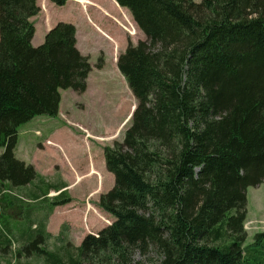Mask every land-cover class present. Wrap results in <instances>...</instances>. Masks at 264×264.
<instances>
[{"label": "trees", "instance_id": "1", "mask_svg": "<svg viewBox=\"0 0 264 264\" xmlns=\"http://www.w3.org/2000/svg\"><path fill=\"white\" fill-rule=\"evenodd\" d=\"M38 1L0 0V191L36 187L30 203L2 196L1 250L16 235L17 255L39 264H135L152 250L158 264H264V231L246 245L245 230L247 191L264 185V0H115L146 36L117 61L136 108L123 141L103 149L114 186L99 208L114 221L73 250L47 231L73 201L67 187L44 184L16 148L21 126L59 115L61 90L87 91L92 66L72 24L33 46Z\"/></svg>", "mask_w": 264, "mask_h": 264}, {"label": "rangeland", "instance_id": "2", "mask_svg": "<svg viewBox=\"0 0 264 264\" xmlns=\"http://www.w3.org/2000/svg\"><path fill=\"white\" fill-rule=\"evenodd\" d=\"M40 1L38 6L42 4ZM90 1L121 19V15L113 10L108 0ZM194 1L201 2V0ZM47 2L48 10L45 9L43 15L40 14V11L35 18L31 19L36 28L33 46L37 48L44 43L47 26L54 27L60 22L72 24L78 30L79 45L77 48L89 58L92 72L88 79V89L84 94H78L72 89L61 90L63 99L60 106L61 117L41 116L32 123L29 122L20 127L16 157L27 165L33 166L44 184H50L56 190L67 187L70 190L68 191L69 196L74 195L78 205H86L84 213L79 211L83 219L81 215L77 216L72 213L73 205L70 207L59 206L64 208L53 216L57 207L47 223L48 231L51 220L53 232V226H55V232H59L61 223H63L62 226L67 224V229H63L62 226L61 229L65 236L64 242L69 243L70 249L73 250L74 247L81 245L88 234H97L108 226L107 223L111 224L114 221L111 215L99 208L100 196L108 193L114 186V176L107 171L105 166L103 149L113 146L115 142L123 141L124 134L130 127V115L136 104L134 95L118 70L117 60L119 55L127 49L129 42L137 45L145 41L146 36L135 24L130 25L126 18H124L125 21L106 19L99 12L101 10L89 0H74L75 3L68 2L69 4L66 6L55 5L49 0ZM41 10L43 12V4ZM104 14L111 18L106 13ZM45 17L47 21H45ZM100 19L106 20L112 34L103 30L99 23ZM133 29H135V34L132 32L134 34L132 36L128 32ZM63 112L70 113L69 117L64 118ZM41 184L40 182L34 184L37 185L38 194L46 189ZM38 187L41 191L38 190ZM6 189L0 191V218L2 213L1 198L5 193L30 203V195L36 191V187L33 185L25 188ZM56 196V191H51L49 194L50 199ZM247 196L251 209L256 208L264 199V185L249 188ZM31 205L40 206L33 203ZM24 208L13 207L8 214L13 224L21 222L17 224L23 225V229L26 230L27 223H22L24 216H21V210ZM45 211L46 207L39 213L44 215ZM257 217L258 215L255 213L248 219ZM92 218L97 221L93 222ZM2 222L3 220L0 219V225ZM249 222L252 223V226L250 230L245 228L248 235L246 245L253 242L255 232L264 228L261 229L262 222L253 220H246L245 227ZM16 237V235L12 237L14 243L8 248L5 247V252L1 250L0 246V264H39V258L34 255L25 254L21 257L17 255V250L25 244H22L24 241L18 242ZM47 246L55 251L58 245L52 239L48 241ZM159 262L160 255L155 250H152L148 256H141L138 253L135 256V264H158Z\"/></svg>", "mask_w": 264, "mask_h": 264}, {"label": "crops", "instance_id": "3", "mask_svg": "<svg viewBox=\"0 0 264 264\" xmlns=\"http://www.w3.org/2000/svg\"><path fill=\"white\" fill-rule=\"evenodd\" d=\"M40 1V0H39ZM39 1H38V5H39ZM109 1V3H110V6L113 8V10L114 11H116L119 15H121V19H118V17H116V16H114L112 13H110V11H107V10H105V9H102V8H99V7H97L96 6V4L95 3H93L92 1H90L89 0V2L90 3H92L93 5H95V7L96 8H98V9H100L101 11H99L100 13H101V15L103 16V17H105L106 19H109V20H118V21H125V19L124 18H126V20H128L129 21V24L130 25H132V23L133 24H135V22H134V19H133V17H132V15H131V13L129 12V10L128 9H126V8H122V7H120L119 6V4L115 1V0H108ZM40 3H42L43 4V12H42V10H41V15H43V13H44V10L46 9V10H48V2H47V0L46 1H40ZM69 3H75L74 2V0H71V1H69ZM69 3H67V4H69ZM42 4H41V6H39L41 9H42ZM94 7V8H95ZM90 10V9H89ZM85 12H87V11H85ZM104 13H106V15H108V16H110L111 18H108V17H106L105 16V14ZM104 14V15H103ZM35 18V17H34ZM113 18V19H112ZM95 19H97V18H95ZM50 20V19H49ZM98 20V19H97ZM114 20V21H115ZM45 21H47V19H46V17H45ZM90 23V22H89ZM94 23H96V22H94ZM98 23V22H97ZM101 25H102V27H103V30L105 31V32H107V33H110V34H112V31L110 30V28L107 26V22H106V20H102V19H100V22H99ZM91 24V23H90ZM136 25V24H135ZM53 28V26L52 25H50V26H47V28H46V32L48 33L51 29ZM78 45H79V38H78V30H77V47H78ZM63 100V99H62ZM61 104H62V101H61ZM136 105V104H135ZM61 106V105H60ZM135 108V107H134ZM61 107H60V111H59V115H58V117H61ZM69 115H70V113H66V112H63V117L64 118H68L69 117ZM39 118V117H38ZM36 119H34L33 121H35ZM33 121H31L30 123H32ZM51 121V120H50ZM260 187V186H259ZM68 191H70V190H68ZM70 194V193H69ZM79 194V193H78ZM72 195V194H71ZM71 198L73 199V201H72V203L71 204H69V205H66V206H64V207H70V206H72L73 205V211H72V213L73 214H75V215H77V216H82V214H80V212L79 211H82L83 213L85 212V204H83V205H78L79 203H78V201H77V199H76V197L73 195V196H71ZM64 207H58L56 210H55V212H54V214H53V216L56 214V213H59L60 212V210L62 209V208H64ZM255 213H257V215H258V217L257 218H250V219H248V217L249 216H251L252 214H255ZM52 216V217H53ZM82 219H83V216H82ZM92 220H93V222H95V220L96 219H94V218H92ZM247 220H253V221H257V222H262L261 224H263V225H261L262 227H261V229L264 227V199H262L261 201H260V203L258 204V206L256 207V208H254V209H251V207H250V205H249V203H248V214H247ZM97 221V220H96ZM62 224L63 223H61V225H60V227H59V232H60V230H61V226H62ZM53 229H54V232H53V230H52V228H51V220H50V222H49V227H48V231L50 232V233H52V235H54V236H57L58 234H59V232H55V226H53ZM262 231H264V228L261 230V231H258V232H262ZM258 232H255L254 234H256V233H258Z\"/></svg>", "mask_w": 264, "mask_h": 264}, {"label": "built area", "instance_id": "4", "mask_svg": "<svg viewBox=\"0 0 264 264\" xmlns=\"http://www.w3.org/2000/svg\"><path fill=\"white\" fill-rule=\"evenodd\" d=\"M251 226H252V223H251V222H249V223L247 224V226L245 227V228H246V230H250Z\"/></svg>", "mask_w": 264, "mask_h": 264}]
</instances>
